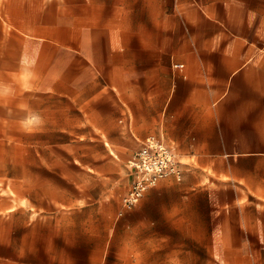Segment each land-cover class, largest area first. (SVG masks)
I'll return each mask as SVG.
<instances>
[{
    "label": "rangeland",
    "instance_id": "rangeland-1",
    "mask_svg": "<svg viewBox=\"0 0 264 264\" xmlns=\"http://www.w3.org/2000/svg\"><path fill=\"white\" fill-rule=\"evenodd\" d=\"M94 2L101 11L93 10ZM18 3L0 1V44L23 22L32 41L74 40L106 26L125 47L122 60H142L144 71L162 57L152 39L164 31L166 11L174 9L179 30H187L181 0H29L24 14L15 11ZM140 30L142 48L135 40ZM258 36L253 56L262 63L264 23ZM53 52L40 49V56L47 53L50 63ZM15 57L10 64L0 50V65L10 67L0 73V91L11 94L0 98V250L54 264H264L263 96L255 97L254 114L236 115L241 146L227 158L217 154L221 147L200 151L185 134L198 133L182 129L184 118L190 123L206 114L173 113L166 98L141 96L157 93L150 91L156 83L120 82L119 70L106 77L98 67L94 84L40 93L32 89L33 65L22 67ZM204 100L211 107L221 103L194 98ZM216 116L221 124L230 117L208 119ZM159 136L175 138L182 173L161 179L128 208L131 160Z\"/></svg>",
    "mask_w": 264,
    "mask_h": 264
},
{
    "label": "crops",
    "instance_id": "crops-1",
    "mask_svg": "<svg viewBox=\"0 0 264 264\" xmlns=\"http://www.w3.org/2000/svg\"><path fill=\"white\" fill-rule=\"evenodd\" d=\"M11 1L13 0H7L8 3ZM17 5L14 7L15 11L22 14L28 12L29 0H19ZM181 5L184 13L181 10L180 13L184 17L187 30H179L174 9L166 11V23L160 27L164 31L157 33V37L152 39L154 43H159L156 47L161 49L162 57L156 58L145 71L142 60L138 63L135 60L133 64L122 60L120 52L125 47L116 45V32L106 26L94 29L93 32H80L81 36L74 40L59 41L57 37H40L32 41L25 36L28 32L23 22L14 30L6 32V42L0 44V50L7 53L10 64L15 65V56H18L19 59L21 57V63L18 61V64L22 67L32 68L33 65L32 69L37 76L32 81V89L40 93H62L84 87L86 83L94 84L97 81L98 67L102 68L106 77L119 70L120 82L144 80L147 83H156V88L150 91L156 90L157 93L141 96L166 98V107L169 106L173 113L206 114L201 120L199 118L190 123L184 118L182 129L198 133L185 134H190V138L194 139V146L200 147V151L203 149V152H206L205 147L210 146L224 149L231 147V152L226 148L224 153V150L219 148L217 153L229 158L234 156V153L239 151L237 148L241 146L236 115L254 114L255 97H264V60L262 63L257 62L253 56L260 27L264 23V0H181ZM9 6L8 4L7 7L10 8ZM93 10L101 11L95 2ZM20 25L23 28H20ZM57 30L56 25V36ZM68 30L72 34L75 32L72 27ZM137 36L139 47L142 48V30L135 31V40ZM40 49L54 50L50 63L47 53L40 56ZM175 56L178 62H175ZM176 63L183 65L178 67ZM1 64L0 73L10 72V67L5 69L4 64ZM132 69L135 70L134 77L127 79L121 76L126 75L127 70L132 72ZM159 86L161 90L158 89ZM9 97L11 94H3L0 91V98ZM209 97L220 98L221 103L211 107L206 100L197 103L194 101V98ZM237 98L243 100L239 102ZM4 112L0 101V114ZM220 113L230 115L226 123L221 124L217 116L216 121L208 119L209 114ZM158 138L175 146V138ZM202 154L199 153L198 156ZM201 159L203 161L204 157ZM184 173L199 172L187 170ZM0 264L54 263H48L46 259L31 260L22 253H12L10 249L4 252L1 249Z\"/></svg>",
    "mask_w": 264,
    "mask_h": 264
},
{
    "label": "built area",
    "instance_id": "built-area-1",
    "mask_svg": "<svg viewBox=\"0 0 264 264\" xmlns=\"http://www.w3.org/2000/svg\"><path fill=\"white\" fill-rule=\"evenodd\" d=\"M176 63V66H182ZM135 170V178L124 203L128 208L135 206L144 196L148 188L155 186L161 179L170 174H181L179 161L173 146L166 141L152 138L141 147L131 160Z\"/></svg>",
    "mask_w": 264,
    "mask_h": 264
},
{
    "label": "bare ground",
    "instance_id": "bare-ground-1",
    "mask_svg": "<svg viewBox=\"0 0 264 264\" xmlns=\"http://www.w3.org/2000/svg\"><path fill=\"white\" fill-rule=\"evenodd\" d=\"M144 143H141V145H143Z\"/></svg>",
    "mask_w": 264,
    "mask_h": 264
}]
</instances>
